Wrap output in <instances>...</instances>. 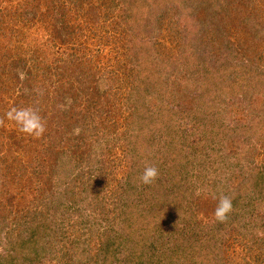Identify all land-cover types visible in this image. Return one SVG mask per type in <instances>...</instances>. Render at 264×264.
<instances>
[{
    "label": "trees",
    "instance_id": "1",
    "mask_svg": "<svg viewBox=\"0 0 264 264\" xmlns=\"http://www.w3.org/2000/svg\"><path fill=\"white\" fill-rule=\"evenodd\" d=\"M166 1L160 0L155 3V0H110L114 6H119L122 11L127 13L128 19L133 20L129 22L128 28L137 32L141 27H145L144 24L148 21V17L154 18L159 15H164L159 21L161 25L164 19L167 20L168 25L174 18L182 19L181 23L179 22L178 31L190 26V29L195 32L200 23L210 26L205 29L208 31L212 26L216 35L211 42L213 44L211 51L222 54L223 60L222 63H217L208 56L199 55L200 59L194 62V66L202 65L204 75L201 76V80H205L206 83L200 96L201 99L205 100L212 96L215 101L221 99L222 104H227L226 102L235 98L236 100L243 99L248 104L258 107L259 112L264 111V54L260 50L264 49V19L261 18L264 12H260L258 0H183L188 7H180L182 9L180 13L177 10H168L167 4H164ZM159 7L162 8L158 9ZM203 9L210 10L205 19L202 15ZM247 11H250L251 14L246 15ZM173 12L176 15L172 16ZM60 20L62 21L61 16ZM147 26H149L148 23ZM61 27L56 26V31H60ZM126 32V28L122 30V33ZM67 33L68 35L73 34V31ZM206 35L209 33L203 31L200 37ZM64 38L70 39L67 35ZM137 39L133 40L136 42ZM249 43L253 45L254 49L250 47ZM196 51L198 53V50ZM145 55V50L137 51L132 59L136 64L141 65L142 58H146ZM38 56L39 54L27 60L26 57L11 58L13 67H18L22 72H24L23 68L25 69L26 75L22 82L27 86V93L19 98L15 97L12 104L8 98H5V93H8V88L5 86H8L9 81L14 80V76H9L11 80L6 78L5 82L2 76L0 77V119L3 120V124H0V247L6 250L5 254H0V264H22L19 256H26L25 260L31 264H43L40 260L46 258H60L64 263L69 262V264H115V262L132 264L134 261L136 264H205L198 258L204 257L205 254L209 255L208 247L201 245L196 249V247L180 243L174 244L172 247L175 235L172 236L171 233L180 222L184 221L182 214L190 212L189 203H200L204 213L206 211L215 213L220 197L216 192L219 182L214 179L220 175L213 164L218 162L219 152L216 153L213 150L216 155L209 156L212 163L209 167L210 172L206 174L200 172L196 175L195 164L198 163L199 166H202L201 154L203 150L198 148L199 143H187L186 149L189 148L193 151L191 154L194 158L190 162H185L187 165L184 173L179 172L177 166L178 162H181L179 159L181 155H184V151L179 152L174 146L173 150L170 148L166 153L164 152L165 155H156L160 149L157 143L159 136L144 131V136H137L136 133L141 130L137 129L136 125L138 124L133 120L131 124H128V127L125 126L128 129L125 128L126 131L120 133L119 138L110 137L111 140H104V144L103 140L95 138L90 134V131L105 130L109 127L107 126L108 121L113 119L114 123L109 130L110 136H113L120 128L121 120L118 116L113 115V108L106 107L109 105L110 99L105 100L104 107H102V103L97 102L96 98L102 95V90L98 85L92 87L89 85L97 80L91 70L84 65L85 58L75 61L62 60L65 63L63 69L65 72L67 70L69 72L75 94L74 99L76 98L72 104H68L67 97L70 93L68 87H63V90L55 88L54 92L51 91L46 97H53L52 101L40 95L41 80L38 77V72L41 65L37 63ZM131 60L129 63L133 62ZM194 66L191 65L192 69ZM198 66L193 72L198 70ZM127 74L130 78V70H127ZM169 77L170 74L165 78V82H169ZM174 84L178 87L175 96L178 102L182 87L175 81ZM173 88L175 90V86ZM161 89L164 92L163 88ZM62 92L66 97L61 96ZM54 93H56L55 98ZM182 93L183 99L189 100L188 94ZM78 99L86 107V111L83 113L76 112L75 104ZM126 99L129 100V97ZM192 100L190 101L192 102ZM61 102L65 107L61 109L58 106V109L55 103L60 105ZM174 103L167 104L165 100V103L163 102L153 112L144 105L136 104L134 113L142 115L143 119L153 115L158 116L163 128L166 124L167 132L176 133L178 129L176 131L174 122L177 120V116L179 114L182 116L181 121L183 120L184 124L187 115L182 111L180 113L172 110ZM111 104L114 105V103ZM129 104L128 101L127 109ZM30 106L37 109L40 115L43 113V117L47 121L54 120V118L62 119V121L59 119L57 126L53 127L50 132H46L49 144H46L44 134L40 138H33V136L20 132L16 123L9 121L6 117V113L13 107ZM255 112L256 110H253V114H250L256 115ZM211 113V117H208L211 118L210 127H218L219 130H223L221 134L227 138L231 132L229 123L234 121L232 123L235 124L237 123L236 119L240 118L235 117L234 120H231L230 118H234L233 114L231 116L226 108L221 110L217 106L211 110ZM250 114L248 113V115ZM73 117H77L81 121L78 123ZM101 117L104 119L95 123L91 128L94 121ZM166 118H170V120H165ZM49 125L46 124V131ZM76 129H79L78 133L75 131ZM161 131L160 134H165L162 128ZM185 139L187 142L189 141L188 135H185ZM136 145L139 152L143 151L146 157V166L156 167L158 164L160 174L168 173L167 166L171 165L169 174L165 178L160 174V178L147 185L146 189L149 195L140 196V199L147 203L138 213V209L133 210V216L126 224V232L116 234V231L112 229L84 232V223L88 220L85 217L95 216L94 220L97 221L100 216V214H96L97 206L86 207L90 211L89 215L88 211L82 208H84V203L90 204L86 201L88 195L84 194V192L87 193V186L94 185V183L99 184L98 176L102 177L107 171L101 157L103 158L107 154V150L111 148L115 151V147H120L126 152V155H129L132 153L131 148ZM186 151L188 150H185V153ZM92 152L93 155L90 154ZM86 157H91V160L84 164L81 161H84ZM134 165L138 169L141 167V165ZM191 171L192 173H190ZM136 174L134 172L129 174L130 179L132 180ZM205 176L208 179L212 177L210 183H205L209 187L206 194H204L206 188L203 181ZM241 176H244L243 180L246 181L241 188L240 184L234 187L229 183L223 184V188L230 191L232 199L236 197L232 202L234 211L232 210L228 214V219L232 215H239L244 207L243 203L246 204V200L240 197L249 196L257 201H264V164L249 166L247 173H242ZM199 179H202L203 182ZM106 189L98 192L97 196L100 197ZM198 191L200 194L197 199L195 196ZM68 194L69 197H67ZM80 194L84 195L81 198L82 203H79L78 198H75V195L80 198ZM239 194L240 197L237 199ZM163 218L166 221L173 220V223L175 222L173 226L168 223L171 230L166 235L157 231L158 224L162 223ZM24 221L27 224H22ZM176 224L178 225L176 226ZM152 233L153 236H151ZM88 234L91 236L86 237ZM166 236L169 240L166 243L169 245L165 243ZM185 237L188 240L185 238L184 240L188 242L189 237ZM128 246L130 248H127ZM94 248L98 249L97 252ZM58 252L61 254L57 255ZM7 258L10 259L8 263L5 262Z\"/></svg>",
    "mask_w": 264,
    "mask_h": 264
},
{
    "label": "rangeland",
    "instance_id": "2",
    "mask_svg": "<svg viewBox=\"0 0 264 264\" xmlns=\"http://www.w3.org/2000/svg\"><path fill=\"white\" fill-rule=\"evenodd\" d=\"M157 1L160 0H155V3ZM164 4H167L166 8L168 10H177L179 13L182 12L180 7H188L183 0H167ZM258 8L260 12H264V0H258ZM158 9L156 10L159 11ZM209 11V9L202 10L203 19L209 15ZM249 14L251 12L247 11L246 15ZM173 15H176V13L173 12ZM163 16L148 17V21L144 24L145 27H141L142 30L140 28L137 32L128 28L129 22L133 20L128 19L127 13L122 11L119 6H114L110 0H0V77L2 76L5 82L6 78L9 80V76H14V80L9 81L8 86H5L8 88L5 98H8L10 104H12L15 97L19 98L27 93V86L23 85V80L20 79L18 74V71L22 70L13 67L11 64L12 59L26 57L27 60L39 54L37 63L41 65L38 72V77L41 80L40 95L52 101L53 97H46L51 91L54 92L55 88L63 90V87H68L70 93L67 100L70 98L72 104L76 98L74 99L75 94L69 72L68 70L65 72L63 69L65 63L62 60L75 61L85 58L84 65L91 70L92 75L97 80L89 85L91 87L98 85L102 90V95L96 98L97 102L102 103L101 105L104 107L105 100L110 99L111 101L106 107L113 108V115L118 116L121 120L120 128L113 136H110L111 133H109L111 125L114 123L113 119L108 121V128L105 130H92L90 131L91 135L103 140V142L104 140H111L110 137L119 138L118 136L125 130V126L128 127V124H131L133 120L138 124L136 125L137 129L141 130L136 133L137 136H144V132L159 136L157 143L160 149L156 152V155L163 156L165 155L164 152L166 153L174 146L177 151H184V155H181L179 159L181 162H178L177 166L179 172L182 173L185 172L187 165L185 162H190L194 158L191 154L193 151L189 148L186 149L187 143H199L198 148L203 150L201 154L203 164L202 166H199L198 163L195 164L196 175L200 172L204 174L210 172L209 167L212 163L209 156L214 157L216 154L213 150H215L216 153L219 152L220 154L218 162L213 164L214 168L219 171L218 175H220V177L214 179L219 182L216 192L219 197L226 195L232 199L230 191L227 189L226 191L223 184L229 183L233 187L240 184L241 188L246 181L244 182V176L240 177V175L247 173L249 166L264 164V113L260 114L264 111L259 112L258 107L256 108L255 105L249 103L250 106L243 99L236 100L235 98L226 102L227 104H222L220 98L219 101H215L212 96L202 100L200 96L206 85L205 80H201L204 73L202 65L194 66V62L200 59L199 55H203L212 58L217 63H222V54L211 51L213 45L211 42L216 33L212 26L211 30H205L210 26L202 23L199 24L200 26L197 27L195 32L190 29V26L178 31L182 19L176 16L177 18L172 19L170 25L164 19L161 25L159 21L162 20ZM179 16L181 17L182 14ZM262 16L261 18L264 19V13H262ZM147 23L149 26H147ZM56 26H62L61 30L56 31ZM125 28L127 32L122 33ZM71 30L73 34L68 35L67 32ZM203 31L209 33V35L200 37ZM65 35L69 36L70 39L64 38ZM134 38H138L136 42L133 40ZM249 44L254 49V42L253 45ZM141 50H145L146 58H142V64L139 65L132 58L135 52ZM196 50H198V53ZM260 50L264 54V49ZM130 60L133 62L129 63ZM191 65L194 66L193 69ZM196 66H198V70L193 72ZM23 70L25 72L24 68ZM127 70H130V78ZM168 74H170V77L167 83L165 78ZM174 81L182 87V92L188 94L189 100L185 101L181 92L180 99L177 102L175 96L178 87L174 84ZM165 84L170 86L168 87ZM20 87L21 89H19ZM55 95L56 93L53 94L54 98ZM63 95L62 92L61 96ZM128 97L129 100L126 99ZM191 99H193L192 102ZM165 100L167 104L176 101L175 105H172V110L180 113L182 111L187 115L184 124L182 123L183 120L181 121L182 116L180 114L177 116V120L174 122L176 131L178 129L176 133H173V131L172 133L171 131L167 132L166 124L163 128L161 121L157 118L158 116L153 115L150 118L143 119L142 115L134 113L136 104L144 105L153 112L163 102L165 103ZM64 101L66 100L64 99ZM128 101L130 104L127 109L126 104ZM81 103L82 101L78 99L75 104L76 112L83 113L86 111L84 103ZM111 103H114V105ZM60 105H63V102ZM60 105L55 103L56 107ZM215 106L221 110L226 108L230 115L233 114L234 118H230L231 120H234L235 117L240 118L236 119L237 123L235 124L232 123L234 121L229 123L231 132L227 138L222 136L223 130L209 125L211 118L208 117H211V110ZM253 110H256V115H252ZM91 111L94 112L95 110ZM248 113L252 114L248 115ZM106 115L112 116L111 114ZM41 117L46 124H50L44 133L45 142L49 144L46 132H50L53 127L57 126L59 119L61 121L62 119L54 118V120L47 121L43 117V113ZM73 118L78 123L81 121L77 117ZM102 119L104 118L101 117L94 121L91 128ZM165 120H170V118ZM161 128L165 133L163 135L160 134L162 132ZM185 135H188L190 142H187ZM131 149L132 153L126 155V152L120 147H115V151L111 148L107 150V154L103 158L101 157L107 171L102 177L98 176L99 184L94 183V185L87 186V193L84 192V194L88 195L86 201L90 204L84 203V208H82L87 210L89 215L90 211L86 207L97 206L96 214H100V216L97 221L94 220L95 216L85 217L88 220L84 223V232L87 230H90V232L98 231L99 229L102 231L112 229L116 231V234L126 232V224L132 218L133 210L138 209V213L146 205L147 202L140 199V196L149 195L146 189L147 185L139 179L146 167V157L143 151L139 152L137 145ZM185 150L188 151L185 153ZM90 154L93 155V152ZM90 160L91 157H86L81 162L85 164ZM134 164L141 165L140 169L135 168ZM156 167L159 170L158 164ZM170 169L171 165L167 166L168 173H160L161 176L165 178ZM133 172L137 174L131 180L129 174H133ZM160 174L158 178H160ZM210 179L208 177L204 178V184L210 183ZM105 188L107 189L101 194L102 197H98L97 193ZM205 188L204 194L209 189L207 184H205ZM69 196L68 194L67 197ZM83 197L84 195L81 194L80 198L75 195L79 203H82L81 198ZM238 197H240V194L237 195V199H239ZM240 198L246 200V204L243 203L244 207L241 213L237 216H230L231 218L227 219V222L221 223V225L215 219L213 212H203L202 204L189 203L190 212L182 214L184 221L180 222L179 225L176 224L178 226L171 233L172 236L175 235L173 244L170 243L171 246L180 243L188 244L190 247H196V249L201 245L202 247H208L209 255L205 254L204 257L198 258L200 262L202 260L205 264H264V201H257L249 196ZM235 199L236 197L232 199V202ZM168 223L171 226L175 224L173 220L169 222L163 218L162 223L158 224V228L156 226L157 231L166 235L171 230ZM22 224L27 223L24 221ZM21 228L23 229V226ZM87 236L91 235L88 234ZM151 236H153V233ZM185 236L189 237L188 242L184 240V238L188 240ZM208 239L209 241H207ZM166 242H169L167 236ZM166 244L169 245V243ZM98 247H100V244H98ZM94 250L97 252L98 249L94 248ZM5 252L6 250L0 247V254H5ZM25 257L19 256L20 263L31 264L28 260H25ZM9 261L10 259L7 258L5 262L8 263ZM40 262L43 264L64 263L60 258H46L41 259ZM64 264H69V262ZM115 264H118V262H115ZM132 264H136V262L134 261Z\"/></svg>",
    "mask_w": 264,
    "mask_h": 264
},
{
    "label": "clouds",
    "instance_id": "3",
    "mask_svg": "<svg viewBox=\"0 0 264 264\" xmlns=\"http://www.w3.org/2000/svg\"><path fill=\"white\" fill-rule=\"evenodd\" d=\"M20 79L23 80L25 78V73L22 71H18ZM68 104H71V99H68ZM61 109L65 107V105L59 106ZM6 117L9 121H13L18 126V130L20 132L26 133L34 138H40L46 131V122L43 120L39 111L33 107H22L11 108L7 113ZM0 124H3V120L0 119ZM77 133L79 129L75 130ZM159 176V170L157 167L148 165L145 167L142 175L139 177L140 181L145 184H152ZM199 191L197 195H199ZM233 210L232 199L226 195H221L219 198V203L215 209V219L224 223L228 219V214Z\"/></svg>",
    "mask_w": 264,
    "mask_h": 264
}]
</instances>
